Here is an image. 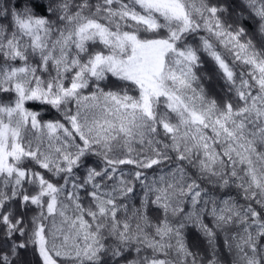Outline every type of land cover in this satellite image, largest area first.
Masks as SVG:
<instances>
[{
	"label": "snow or ice",
	"instance_id": "obj_1",
	"mask_svg": "<svg viewBox=\"0 0 264 264\" xmlns=\"http://www.w3.org/2000/svg\"><path fill=\"white\" fill-rule=\"evenodd\" d=\"M0 264H264V0H0Z\"/></svg>",
	"mask_w": 264,
	"mask_h": 264
}]
</instances>
